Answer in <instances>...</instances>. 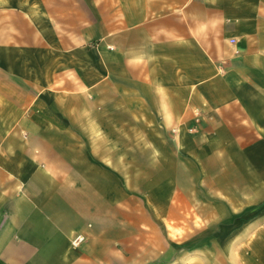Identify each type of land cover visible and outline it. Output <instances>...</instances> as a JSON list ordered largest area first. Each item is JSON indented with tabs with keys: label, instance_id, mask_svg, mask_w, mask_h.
<instances>
[{
	"label": "crops",
	"instance_id": "obj_1",
	"mask_svg": "<svg viewBox=\"0 0 264 264\" xmlns=\"http://www.w3.org/2000/svg\"><path fill=\"white\" fill-rule=\"evenodd\" d=\"M0 264H264V0H0Z\"/></svg>",
	"mask_w": 264,
	"mask_h": 264
},
{
	"label": "rangeland",
	"instance_id": "obj_2",
	"mask_svg": "<svg viewBox=\"0 0 264 264\" xmlns=\"http://www.w3.org/2000/svg\"><path fill=\"white\" fill-rule=\"evenodd\" d=\"M126 141H128V139H126ZM135 159L142 164L148 161V156L142 153L139 155H135ZM168 225L169 226L172 225L173 227L172 230L173 241L181 242L182 240H186L188 236L190 237L191 235H193L196 228L201 225H204V223L200 218L188 217L184 219H174L173 223L172 224L169 223ZM182 226L184 227L183 230H182ZM169 231H171V229H169Z\"/></svg>",
	"mask_w": 264,
	"mask_h": 264
},
{
	"label": "built area",
	"instance_id": "obj_3",
	"mask_svg": "<svg viewBox=\"0 0 264 264\" xmlns=\"http://www.w3.org/2000/svg\"><path fill=\"white\" fill-rule=\"evenodd\" d=\"M83 240L84 236L81 234H77L71 239V244L72 246L77 247Z\"/></svg>",
	"mask_w": 264,
	"mask_h": 264
}]
</instances>
